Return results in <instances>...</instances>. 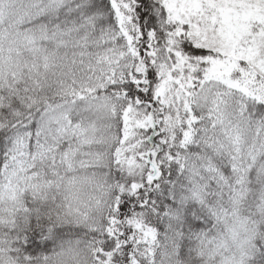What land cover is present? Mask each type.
Here are the masks:
<instances>
[{
    "label": "snow or ice",
    "instance_id": "snow-or-ice-1",
    "mask_svg": "<svg viewBox=\"0 0 264 264\" xmlns=\"http://www.w3.org/2000/svg\"><path fill=\"white\" fill-rule=\"evenodd\" d=\"M0 264H264V0H0Z\"/></svg>",
    "mask_w": 264,
    "mask_h": 264
}]
</instances>
